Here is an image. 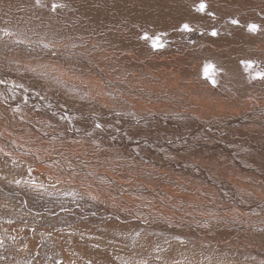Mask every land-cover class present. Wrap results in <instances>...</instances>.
<instances>
[{"label": "bare ground", "instance_id": "bare-ground-1", "mask_svg": "<svg viewBox=\"0 0 264 264\" xmlns=\"http://www.w3.org/2000/svg\"><path fill=\"white\" fill-rule=\"evenodd\" d=\"M120 1L143 34L178 27L169 52H109L115 27L68 0H0V264H264V0L244 52L200 40L231 4Z\"/></svg>", "mask_w": 264, "mask_h": 264}, {"label": "rangeland", "instance_id": "rangeland-1", "mask_svg": "<svg viewBox=\"0 0 264 264\" xmlns=\"http://www.w3.org/2000/svg\"><path fill=\"white\" fill-rule=\"evenodd\" d=\"M19 0H11V5L18 3ZM45 1V2H44ZM56 3L57 0H40L39 3L51 5ZM53 1V3H52ZM62 0H58L61 2ZM71 8L78 11V17L82 19L85 23L91 25L92 27H98L102 23H111L115 27V31L111 37L107 36L108 40V48L109 52H150L149 49L153 47V42L155 41L158 49L162 52H169V48L174 46L175 43V32L178 30V27L174 25L161 26V32L169 34V41H159L156 36H149L143 34L142 32L135 29L136 27L142 28L140 23H137L133 17H130L131 14L134 13V10H130L125 12L126 10L132 8L133 6L129 4H123L120 0H68ZM190 0H188L189 2ZM231 0H200V3L214 2L213 5H210L209 9H214L218 3H228L233 6V15H227L223 18V22L217 26L211 25V29L204 28L200 35L201 42L209 41L210 46L217 50L218 52H244V47L250 41L254 43V39L252 34L243 33L242 27L248 30V24L251 22L253 15H256V10L258 7V3L256 0H239L240 3H231ZM30 6L34 7L37 3V0H25ZM32 4H31V3ZM159 3L158 0H143L144 6H150L152 4ZM22 3V1L20 2ZM163 3H168L167 0H162ZM34 4V5H33ZM160 4V3H159ZM190 4V5H189ZM38 5V4H37ZM40 5V4H39ZM169 5V4H168ZM187 5L191 6V3H187ZM200 5V4H199ZM213 6V8H211ZM22 9V6H20ZM206 10V9H204ZM113 11L121 12L122 14L116 15L113 14ZM20 11L17 12L19 14ZM145 12L143 8L142 14ZM11 16L15 18V12L9 13ZM207 15V14H206ZM205 15V17H206ZM24 15L22 16V18ZM239 21L238 24H233L232 21ZM126 21H131L132 24H128ZM154 21H149L147 24L152 26ZM264 30V26H262ZM87 31V30H86ZM215 32L216 35L212 33ZM205 33V34H204ZM209 33V35H207ZM87 39H89L88 34H84ZM109 35V33H108ZM207 36V37H206ZM233 36L236 38V41H233ZM245 38L248 41H245ZM147 37V38H146ZM262 35H256L255 39ZM152 38L153 41L149 42L148 40ZM206 38V39H205ZM203 39V40H202ZM263 39V37H262ZM106 43V42H105ZM107 44V43H106ZM205 45V42L202 43ZM199 49V48H198ZM197 44L194 43V46H189L185 52H198ZM87 52H92L87 49ZM211 52V50L209 51ZM105 250L107 246H104ZM101 249V248H99ZM102 250V249H101ZM165 250H161V252H156L157 255L164 253ZM175 256L169 260V262H173V264H207L208 260L199 257L195 252H185L182 248H179ZM135 256L134 259L129 260L125 255L123 259H118L119 264H141V260L144 261L147 258V255L139 254ZM87 257L89 260H94L96 264H105V261L100 259V262H97V255L93 254V252H87ZM144 257V258H143ZM92 258V259H91ZM128 259V260H127ZM136 259V260H135ZM137 259H139L137 261ZM133 263H132V262ZM107 263L109 261H106ZM137 262V263H136ZM227 264L228 262L225 261ZM219 262L220 264L225 263ZM145 264V263H143ZM218 264V263H217Z\"/></svg>", "mask_w": 264, "mask_h": 264}, {"label": "snow or ice", "instance_id": "snow-or-ice-1", "mask_svg": "<svg viewBox=\"0 0 264 264\" xmlns=\"http://www.w3.org/2000/svg\"><path fill=\"white\" fill-rule=\"evenodd\" d=\"M40 0H37V3L39 4ZM58 7H63V5H60V4H53L52 6V10L55 11L56 8ZM206 5L204 3H201L198 8L196 9L197 11H200V12H203L204 9H205ZM233 24H238L239 21H236V20H233L232 21ZM183 29L184 30H189V25L188 24H184L183 26ZM248 29L249 31L251 32H256L258 30V26L256 24H250L248 26ZM213 35H216L215 32L212 33ZM4 35L5 36H12L13 33L9 32V31H4ZM147 38V37H146ZM22 43V41H19ZM45 47H47V45H45ZM153 47H157V44L156 42L154 41L153 42ZM246 64V67H251L252 66V62H245ZM205 75H206V78H212L210 76H208V72H207V68L205 69ZM254 78H257V79H264V71H257L256 73V76ZM3 81H0V83H2ZM213 83H215L214 79H213ZM20 87H23V85H20ZM99 126V125H98ZM17 183H19V181H17ZM0 243H2V241H0Z\"/></svg>", "mask_w": 264, "mask_h": 264}]
</instances>
